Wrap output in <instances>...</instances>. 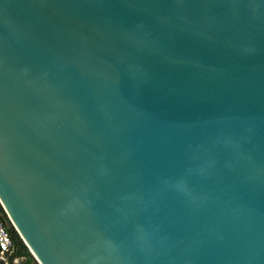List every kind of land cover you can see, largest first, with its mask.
<instances>
[{"label": "water", "instance_id": "1", "mask_svg": "<svg viewBox=\"0 0 264 264\" xmlns=\"http://www.w3.org/2000/svg\"><path fill=\"white\" fill-rule=\"evenodd\" d=\"M0 207L37 264H264V0H0Z\"/></svg>", "mask_w": 264, "mask_h": 264}, {"label": "built area", "instance_id": "2", "mask_svg": "<svg viewBox=\"0 0 264 264\" xmlns=\"http://www.w3.org/2000/svg\"><path fill=\"white\" fill-rule=\"evenodd\" d=\"M2 212H3V210H2ZM7 227H8V225H7L6 221H4L3 216L0 213V258L3 256H10L13 252L12 242L10 239V235L7 231Z\"/></svg>", "mask_w": 264, "mask_h": 264}, {"label": "trees", "instance_id": "3", "mask_svg": "<svg viewBox=\"0 0 264 264\" xmlns=\"http://www.w3.org/2000/svg\"><path fill=\"white\" fill-rule=\"evenodd\" d=\"M0 213L3 216L4 221H6L8 227H7V231L10 235V239L12 242V254L11 255H20V256H26L28 258V260L30 262H32V259L30 258L26 247L24 246V244L21 242V240L19 239V237L17 236V234L15 233V231L12 229V227L9 225L4 213L2 212L1 208H0Z\"/></svg>", "mask_w": 264, "mask_h": 264}, {"label": "flooded vegetation", "instance_id": "4", "mask_svg": "<svg viewBox=\"0 0 264 264\" xmlns=\"http://www.w3.org/2000/svg\"><path fill=\"white\" fill-rule=\"evenodd\" d=\"M26 256L10 255L3 256L0 258V264H30Z\"/></svg>", "mask_w": 264, "mask_h": 264}, {"label": "rangeland", "instance_id": "5", "mask_svg": "<svg viewBox=\"0 0 264 264\" xmlns=\"http://www.w3.org/2000/svg\"><path fill=\"white\" fill-rule=\"evenodd\" d=\"M27 252H28V250H27ZM28 254H29L30 258L32 259V262L30 264H37L35 259L31 256V254L29 252H28Z\"/></svg>", "mask_w": 264, "mask_h": 264}]
</instances>
